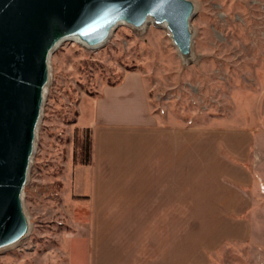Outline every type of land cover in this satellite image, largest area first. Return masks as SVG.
Masks as SVG:
<instances>
[{
    "label": "rangeland",
    "instance_id": "rangeland-1",
    "mask_svg": "<svg viewBox=\"0 0 264 264\" xmlns=\"http://www.w3.org/2000/svg\"><path fill=\"white\" fill-rule=\"evenodd\" d=\"M189 1L188 56L152 19L52 53L0 264H264V0ZM132 72L151 126L106 135L95 105Z\"/></svg>",
    "mask_w": 264,
    "mask_h": 264
},
{
    "label": "water",
    "instance_id": "water-1",
    "mask_svg": "<svg viewBox=\"0 0 264 264\" xmlns=\"http://www.w3.org/2000/svg\"><path fill=\"white\" fill-rule=\"evenodd\" d=\"M193 13L189 0H0V250L28 233L23 193L59 44L77 37L97 47L117 25L152 19L188 56Z\"/></svg>",
    "mask_w": 264,
    "mask_h": 264
},
{
    "label": "crops",
    "instance_id": "crops-1",
    "mask_svg": "<svg viewBox=\"0 0 264 264\" xmlns=\"http://www.w3.org/2000/svg\"><path fill=\"white\" fill-rule=\"evenodd\" d=\"M139 82L138 74L132 72L119 84L104 89L95 105V117L100 129L107 130L106 135L112 130L136 131L151 126L150 106L144 86ZM106 142L102 145L107 146Z\"/></svg>",
    "mask_w": 264,
    "mask_h": 264
},
{
    "label": "bare ground",
    "instance_id": "bare-ground-1",
    "mask_svg": "<svg viewBox=\"0 0 264 264\" xmlns=\"http://www.w3.org/2000/svg\"><path fill=\"white\" fill-rule=\"evenodd\" d=\"M166 26V25H165ZM72 39H75V40H77V41H80L83 45H85V46H88L86 43H84V42H82L79 38H72ZM89 47V46H88Z\"/></svg>",
    "mask_w": 264,
    "mask_h": 264
},
{
    "label": "trees",
    "instance_id": "trees-1",
    "mask_svg": "<svg viewBox=\"0 0 264 264\" xmlns=\"http://www.w3.org/2000/svg\"><path fill=\"white\" fill-rule=\"evenodd\" d=\"M89 146H90V144H89ZM88 149H90V147H88ZM89 158V157H88ZM87 162H89V161H87Z\"/></svg>",
    "mask_w": 264,
    "mask_h": 264
}]
</instances>
